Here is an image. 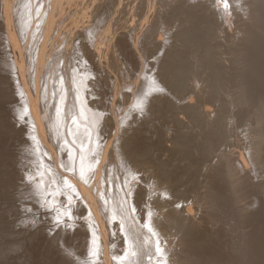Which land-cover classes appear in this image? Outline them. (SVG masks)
Listing matches in <instances>:
<instances>
[{
  "label": "rangeland",
  "instance_id": "374dc122",
  "mask_svg": "<svg viewBox=\"0 0 264 264\" xmlns=\"http://www.w3.org/2000/svg\"><path fill=\"white\" fill-rule=\"evenodd\" d=\"M229 1L230 0H0V264H104V255H102L101 247L96 243L98 242L97 239H94L93 232H95V223L93 222V215L97 216L98 222L101 223L104 233L109 241L111 237L115 238V241L121 244L120 242L123 238V233L121 232L122 225L120 220H118L119 218L114 219L113 217L112 220L108 221L109 213L100 205V203H102L100 200H104L105 196L107 198L109 194L112 195L115 191L117 193V190H119L118 193L121 192L119 193L120 195L123 194V190H127L133 182L134 184L136 183V185L138 184L137 188H139L135 191L139 198L138 204H132L133 206L131 205L128 209H126V206L122 207L119 205L122 209L120 207L116 209V211L120 213H118L119 215L122 214L121 217L124 216L123 214L127 216L129 215L128 217L126 216L128 220H131L133 217L132 213L135 211H141L145 215L149 212V214L152 215L154 212L152 210L155 209V206L160 200L167 202L170 200V203H173V205L176 200L175 205H177L178 210H180L179 213H182L181 211L185 212V210L190 207H196V211L199 210L198 208L201 209V204L204 199L202 192L205 188L203 182L204 176L201 175H204L206 170L212 165V162L209 164L208 161L213 159L212 161L214 162V160L219 157L218 155L221 154L220 152H222V144H220V128L218 129V127H220L218 121L221 119L219 118L221 117L219 115V103L222 92L220 90L224 88L223 86H225V81L227 80V83H229L226 84L228 85L227 90H230V92H236L238 96V91L236 90L238 88L233 81L235 75L233 76V74L230 73V70L235 74L236 54H238V52H243V50L247 53V50H249L248 45L250 44V40L247 35L248 30L246 29V31L244 27L248 28L250 26L251 15H253V12L256 14H264V0ZM217 3L221 5H218ZM229 3H233L232 6ZM8 11L10 13H8ZM232 11L234 12V15L237 13L236 15L240 18H237L236 15L234 16ZM19 13L23 14L20 15ZM226 14H228L229 17L231 16L235 21L229 19ZM241 17L243 18L242 22H239ZM247 19L249 21H247ZM227 20L229 21L227 22ZM151 24L153 28L155 25L159 26L158 29L163 34H161L162 36L160 38H162L161 40L163 43L166 42L165 45L161 44L160 46H157V44L151 41V38L148 39L151 36L153 29L150 28ZM227 24H229V26ZM230 27H232V29ZM241 27H243L244 31L247 33L242 32L243 28ZM227 28L229 29V33ZM239 31H241L242 34ZM87 32L89 35L86 34ZM235 32H239L238 34L239 36H242L241 38H243V36H248V38H237L238 34ZM13 36L15 39L12 38ZM12 39L16 40V42L18 41V44L16 43L14 46ZM245 39L249 40L248 42L246 41L248 43L247 48L245 45L246 43L244 44ZM68 40H72L75 43H71V41L69 44ZM236 41L239 43L235 44ZM78 42L81 43L79 44ZM240 43L242 48L245 46L242 50L240 49ZM73 44H76L78 47ZM82 44H84L83 47ZM16 45H18L17 48H15ZM55 45H67L65 51L62 52L64 53L62 63H65L66 59L67 61L70 59L72 61L74 59L72 62L75 61L73 64L78 69L73 67L71 61V63L66 61L65 64H70L69 66L70 68L71 66L73 67V71L77 70V76H80L83 79L85 78L84 80H86V78L88 79L89 82L86 81V88H89V90L87 89L86 92L90 91L88 94L92 93L90 95H92V97L94 95V98L87 94V96L90 97L87 101L90 100V104L94 106L96 110L99 109L98 112H96L97 115L100 113L98 116L99 119H95L94 121L91 117V113L90 115L87 114V109H85L82 105L83 103L80 102V100L82 101V96H80L82 93L78 94L79 91L77 90L76 92L74 91L73 94V101L78 100L77 103L75 101L76 104L73 105L76 109L73 107L72 113L75 115L72 113L68 115V107L65 106V102L62 100L64 99V95L61 84L63 83L66 74H69V71H71L72 68L70 70L69 66H64L61 63L63 65L62 67V65L59 64L60 60L59 58L57 59L59 56L56 57L55 50H58L59 48V50L62 51L64 50V47L58 46L56 48ZM89 45L92 46L90 47ZM68 46H70L72 50L74 48V50L70 52ZM80 46L81 49L83 48L82 50L80 49ZM77 48L79 53L76 51ZM84 48L86 50H84ZM91 50H98L97 58L98 62L101 64L100 68H97L96 63L92 62L94 61V56H92L94 51L91 53ZM66 51L68 53L70 52L72 56H70V53L65 55ZM82 51L86 52L81 54ZM53 53H55L54 57ZM76 54L80 57L76 56ZM49 56L53 59L56 57L54 59L55 61ZM68 56L71 58L69 57L68 59ZM21 57L23 61L21 60ZM39 57L40 59L45 58V62H48L49 59H51L49 62H58L56 64L57 69L55 67L53 69L54 73H58V77H56L55 80H52L53 83L48 78L50 80L49 82L46 77L47 75L50 76V74H54L53 72H48L51 66L48 67L45 65L48 68L47 70L45 66L42 67L40 64H37L36 61H38ZM79 59H81V61H79ZM159 59H161L163 63L160 62ZM167 60H170L171 63ZM153 61L154 63H152ZM244 61L245 63L247 62L245 65L249 66L248 59ZM167 62H169L170 65ZM158 63H160L161 66L158 65ZM163 64H165L164 67H162ZM37 66L40 68H37ZM81 67L82 69H79ZM169 67L171 69H169ZM41 68L46 69L47 72L46 70L42 71ZM163 68H165V71ZM66 69H69V71H65ZM148 69L155 75L148 71ZM162 70L165 72L164 74L162 73ZM177 70L180 71L176 73ZM148 72H150V74ZM172 72V75H174L173 77H177V79L172 78ZM183 72L185 73L182 74ZM157 73H159L158 76L156 75ZM178 73L181 74V77ZM62 74H64V78L62 77L63 79L60 77ZM167 74L171 75L169 77L172 80L169 79V77H167L168 79L164 78ZM224 74L225 76H223ZM228 75H230L229 78L225 79L224 77H228ZM152 76H154V79ZM147 77H150L151 79L149 78L148 81ZM159 77L162 79L159 80ZM221 77L222 79L224 78L223 80L225 83ZM231 77H233V80H231ZM51 78L53 79V77ZM66 78L65 81L69 82L68 77ZM220 79L223 83H221ZM176 80L177 82H175ZM217 80H220L221 85L218 84L219 81ZM228 80L230 82H228ZM45 81L48 83L46 84ZM55 81L57 85L55 84ZM161 81L162 84L160 85ZM167 81L171 84H168ZM172 81H174L175 84L177 83L178 86L175 85L174 82L172 83ZM87 82L89 87L87 86ZM195 83H197L196 86L199 83V86H197L198 88L196 87L197 89L195 88ZM66 84L69 87L70 83ZM90 84H92L91 87ZM148 84H151L150 86L152 90L148 88ZM233 84L234 86H232ZM41 85L45 90H49L45 91L44 89H41ZM49 85L52 86L49 87ZM156 85L161 88L156 87ZM144 86L145 88L147 87L148 92H146L147 90ZM163 86H165L167 90H165ZM176 86L178 89L177 91L174 89ZM219 86L221 89L218 88ZM54 87L55 90L53 89ZM167 87L170 88L168 89ZM37 88L39 90H37ZM133 88H136L137 90L140 88L141 95H138V93H140L139 90L137 91ZM153 89H156L159 93L155 92L156 90L154 91ZM35 90L39 94H36ZM41 90L48 93L49 95H47L49 97L51 95L52 101H57L55 103L52 102V109L54 107L56 111L52 110V113H46L47 110L45 111L44 107L46 106L47 109L48 100L46 101V99L49 97L46 95V99H43L45 93ZM160 90L163 91V94ZM150 91H154L156 94H151ZM169 91L172 94H170ZM41 92L44 93L42 98L40 96L42 95ZM193 92H196L195 94L199 99ZM52 93H56L57 96ZM132 93L133 95H131ZM219 93L220 96H217ZM59 94H62L63 97ZM144 94L145 96H148L143 98ZM134 95L139 98L137 99ZM157 95L160 97H157ZM26 96H29L28 99H26ZM34 96L38 97L34 99ZM140 97L143 99H140ZM155 97L159 98L160 103ZM79 98L81 99L79 100ZM37 99L38 102L41 103L39 106L44 107L36 109L38 107L37 102V107L34 106L33 108L32 106L33 110L31 109V111L29 109L31 108L29 103L33 105L34 100L37 101ZM40 99L45 100L44 102H46V105H43V101ZM146 99L149 100V102ZM238 99L239 97L236 98V102L233 97L234 106H236L237 103L240 104V99ZM60 100L63 103H61ZM134 100H136L135 104H133L134 102H131ZM59 101L60 103L58 104ZM136 102L140 103L141 106L140 104L137 106ZM146 102L147 106L145 107ZM25 103H28L29 106ZM156 103L160 105L158 106ZM55 104H57V106ZM134 105H136L135 110L133 107ZM241 106L242 105H240L239 108L236 106V110L234 111L235 114L237 112L236 115L239 117L233 114V111L230 110L231 104L228 109L229 111L226 109L227 113H229L228 115L226 113L227 119L230 120L231 116L233 117V119L231 118L230 120L231 125H233L232 129L235 128L233 133L236 132V129L237 131L242 129V131L239 130L237 134L235 133L236 135L233 136L234 140L231 141L232 143L229 142L232 147V153H237L236 150H238L237 148L240 146L239 144H244L247 139L245 136H249L248 134H251L250 131L252 132L254 129L252 125L254 118L250 116L249 109H246V107L241 108ZM77 107L80 110L82 108L83 111L86 110V115L84 112L80 114L82 110L80 111ZM157 107L158 110H156ZM159 107H162V109ZM59 108H62L63 110ZM240 108L243 111L245 110V115L242 113V110L240 113ZM41 109L45 113H43ZM132 110L133 112L129 114ZM164 110L166 111L164 112ZM38 111L42 112V114H38ZM33 112L35 113L34 116ZM51 114H53L54 117ZM58 114L60 117H58ZM240 114L243 115L241 116ZM35 115L38 117L40 115H47L43 118L48 120L46 121L47 123L51 121L50 124L54 121L52 123V126H54L52 127V134L45 130L44 133L47 134L46 137V135H43L42 133L39 134L37 130L36 132L35 130L33 131L34 128L32 129L31 127L37 129ZM82 115L88 116L86 120ZM127 116L128 118H126ZM245 116H247L246 118L248 121L250 120V123L247 120L243 121V119H246ZM66 117L67 119L65 121L64 118ZM56 118H59L58 120L60 121L58 122ZM77 118H80V121L82 122ZM89 118L90 120L92 118L91 121H93V127L96 131H93L92 129L93 127L91 126L93 124L91 121L89 120V122H87V119ZM216 118L219 119L217 124ZM69 119H71V122ZM55 121L58 122V125ZM83 121L85 122V125ZM96 121L97 123H95ZM116 121L119 123H116ZM241 121H243L242 123L244 126L241 124ZM29 122H32L33 124H31L33 126ZM68 124H70V126L67 127ZM86 124L91 126H87ZM116 124H118V126H116ZM245 124L250 126H246ZM60 126L64 128H61ZM65 126L69 129L65 130ZM47 127L48 126H46V128ZM125 128L128 130H124ZM217 129L219 132H217ZM70 130L72 132L74 131V133ZM122 130L124 132H121ZM244 130L248 134L245 135L246 132ZM240 131L242 133H240ZM90 132H95L93 134L91 133L94 140L92 139ZM126 133L127 135L130 134V136L128 135L129 138ZM35 134L36 136H34ZM49 134L53 136L51 137ZM125 137L127 142L124 139ZM239 137H241L243 141ZM36 138L42 139L37 140ZM116 138L118 139L116 140ZM44 139L46 142L43 141ZM113 140L116 141L113 142ZM218 140H220V142ZM38 141L42 144L40 143V145H38ZM92 141L95 142V145H93L94 142L92 143ZM239 141L242 142L240 143ZM73 142L75 145H72ZM109 142H111L110 149L114 151L112 155L113 157L108 161L109 167L106 165L110 170L103 167L102 170H100L105 162L104 151ZM235 142H237V144H235ZM79 143L80 147L78 145ZM114 143L116 144L114 145ZM43 144L45 146H43ZM85 145L88 147L86 148ZM90 145L93 147L89 148ZM121 145H125L124 148ZM73 146H75V148L78 147L76 151L73 149ZM84 147L87 152L91 149L89 153H87L88 155L86 154V151L83 150L85 149ZM77 150L80 151L78 152ZM50 152L52 155L49 154ZM127 152H130L132 157L129 156ZM53 154H55L56 160L54 159ZM84 155H86L87 158L89 157L88 161H86L87 165H85V160L87 159L83 161V157H86ZM125 155L127 156L124 157ZM120 156L121 158H118ZM75 158H77L80 165L83 163L84 165L81 167L77 160L74 161V163L73 160H75ZM56 161L58 164H56ZM112 161L114 162L113 165L111 164ZM118 161L119 163H117ZM135 161L136 166L133 163ZM132 163L134 164L133 166ZM55 164L58 169L56 172L53 169ZM130 164L135 169L132 168ZM116 165L120 166H117L116 168ZM127 166H129L130 169ZM139 166L141 168H139ZM80 169H83V171ZM127 169H129L128 172ZM133 169L135 171H133ZM78 171L81 172L79 173ZM122 171L124 174L129 173L131 177L128 176V174L124 175ZM57 172H59L60 176L62 175L61 178L63 176L65 177L62 179L57 177ZM133 174L135 175L133 176ZM140 174L142 175L140 176ZM87 175H90V177ZM67 177L69 181H66L68 182L64 181V178ZM129 177L133 182L131 180L128 187L126 181H130ZM134 177H140L138 181H143L144 183H137L138 178ZM123 178L125 180L123 184L127 189H123L124 186L123 184L121 185V181H123L121 179ZM147 181L150 184H148ZM152 185H154V187ZM260 185L258 183V187L256 185L254 188L258 189V191L253 189L254 191L251 190V194L252 196L254 194H258L257 196L259 197L262 196L264 202V196L262 195L264 193L262 191L264 190V186H262V184ZM108 190L111 192L113 191V193L111 194ZM154 190H158L157 192H160L161 194H158ZM101 191L105 194L104 197L102 196L103 198L101 197V195H103L101 194ZM163 191L166 194L169 193L166 195ZM108 192L109 194H107ZM173 192L177 196H175ZM116 193H114V195H118V193ZM157 194L160 197H157ZM169 194L172 196V199H170L171 197ZM161 196L165 198L162 200ZM167 196L169 199L166 198ZM154 197L156 198L155 201ZM250 203L251 200H248V204ZM173 205H171V208H173L172 211L178 212L177 207ZM152 206L154 208H152ZM175 208L177 211L174 210ZM116 211L114 212L117 213ZM126 217L124 216L123 218L127 219ZM119 248L122 249L119 246L114 249L115 255L120 254L118 256H121L120 251L118 252L117 250Z\"/></svg>",
  "mask_w": 264,
  "mask_h": 264
},
{
  "label": "bare ground",
  "instance_id": "6f19581e",
  "mask_svg": "<svg viewBox=\"0 0 264 264\" xmlns=\"http://www.w3.org/2000/svg\"><path fill=\"white\" fill-rule=\"evenodd\" d=\"M228 1V0H227ZM23 2V1H22ZM157 2V1H156ZM222 2V1H221ZM220 2V3H221ZM229 2H231V0L229 1ZM235 3V2H234ZM263 3H264V1H263ZM218 4V3H217ZM229 4H231V6H232V4L233 3H229ZM248 4V3H247ZM218 5H221V4H218ZM217 5V6H218ZM253 5V4H252ZM251 5V6H252ZM24 6V5H23ZM32 6V5H31ZM161 6V5H160ZM166 6V5H165ZM250 7V6H249ZM230 8V7H229ZM251 9V8H250ZM26 10V9H25ZM232 10V9H231ZM230 10V11H231ZM255 10V9H254ZM253 10V11H254ZM11 11V10H10ZM33 12V11H32ZM236 12V11H235ZM262 12V11H261ZM8 13H10L9 11H8ZM18 13V12H17ZM23 13H24V11H23ZM23 13H21V14H23ZM26 13V12H25ZM30 13V12H29ZM29 13H28V15H29ZM232 13H233V15H234V12L232 11ZM20 14V13H19ZM20 14V15H21ZM32 14V13H31ZM237 13H235V15H236ZM9 15V14H8ZM11 15V14H10ZM227 16H228V14H226ZM234 15V16H235ZM161 16V15H160ZM226 16V17H227ZM252 16V18L251 17H249V18H251V20H250V26H249V24H248V28H246V27H244L245 28V30L248 32H246V31H244V28L243 27H241V28H243L242 29V32H244V33H247V35L249 36V38H248V36H245L246 38H248L249 40H250V44L248 45V39H245V41L244 40H238V41H244V44L246 45V48H247V45L249 46V50H247V53H245V51L243 50V52H238V54H236L237 56H236V58H235V74L233 73V72H231V70H230V73H232L233 74V76L235 75V78H234V80H233V77H231L232 79L231 80H233L234 82H235V85H236V87L238 88V89H236L237 91H238V96H237V93L236 92H230V90L228 91L227 90V88H228V85H226V84H229V83H227V80L224 82V78L226 79V78H229V76L230 75H232V74H230V75H228V77H224L223 79H222V77L223 76H225V74L221 77V79L223 80V82L225 83V86H223L224 88L222 89V90H220V91H222L221 92V96H220V93H219V95H217V96H220V106H219V109H220V116L221 117H219V118H221L220 120L219 119H217L218 118V116H217V120H216V124L218 123V124H220V127H218V129L220 128V140H221V142H220V140H218L219 142H220V144H222L221 146H222V152H220L221 151V149H220V155H218L219 157L218 158H216V160H214V162L212 161L213 159H210L211 161H208L209 162V164H211V162H212V165H210V168L208 169V170H206V172H205V174L204 175H201V176H204L203 177V182H204V190H203V203L201 204V209L200 208H198L199 210L198 211H196L197 209H195V208H189V209H187V210H185V212H183V211H181L182 213H179V211L180 210H178V207H177V205H175L176 204V200H175V204L173 205V203L171 204L170 203V200H169V202H167V201H159V199H158V203H157V205H156V203H155V209L154 210H152V208H154L153 206H152V208H151V210L152 211H154L153 212V214L152 215H150L149 214V212L147 213L146 211H144V212H146L147 213V215H145L143 212H141V211H135V212H133L132 213V215H133V217L131 218V220H128V216L127 215H125V214H123L127 219H125V218H123L124 216H122L121 217V215H119L120 213L118 212V211H116V209H118V207H120L121 208V206L122 207H127L126 209H128V207H130L132 204H138V201H139V198H138V196L136 195V193H135V191H137L136 189H139V188H137V185H136V183L134 184V182H133V180H132V185L129 187L128 186V184H129V182H131V180H130V175H129V173H125L126 175L128 174V176H130L129 177V180L130 181H126V183H127V186L129 187L128 189L126 188V186L123 184L124 183V178L123 179H121V180H123V181H121V185L123 184V186H124V188L123 189H127V190H123V194H119V193H121V192H119L118 193V191L119 190H117V193H118V195H114V193H116V191L113 193V191H114V189H113V191L111 192L110 190H108V191H110L111 192V194L112 195H110L109 194V192L107 193V194H109V196L106 198V196L104 197V195L105 194H103L102 193V191H101V194H103V195H101V197L103 196L104 197V200L103 199H101L100 201L102 202V203H100V205L104 208V210L105 211H107L108 213H109V215H108V221L109 220H112V218L114 217V219L115 218H119L118 220H120V223H121V225H122V233H123V238H122V240H121V244H119V243H117L115 240V238H111L110 237V241H109V239H108V237L105 235V233H104V230H103V228H102V225H101V223L100 222H98V218H97V216L96 215H93V222L95 223L94 224V230H95V232H93V234H94V239L96 240L97 239V241L98 242H96V243H98L99 245H100V247H101V252H102V255H104V264H264V202H263V197L261 196V197H259V196H257L258 194H254L253 196H252V194H251V190H253L255 187H256V185H257V187H258V183H259V185L260 184H262V186H264V14H261V13H258V14H256V13H254L253 12V15H251ZM26 17V16H25ZM100 17V16H99ZM164 17V16H163ZM229 17V16H228ZM231 17V16H230ZM229 17V19H233L232 17L230 18ZM236 17L237 18H240L239 16H237L236 15ZM34 18V17H33ZM105 18V17H104ZM236 18V19H237ZM21 19V18H20ZM25 19V18H24ZM26 19H27V17H26ZM25 19V20H26ZM163 19V18H162ZM226 19H228V18H226ZM242 17H241V20L239 21V22H242ZM23 20V19H22ZM160 20H161V18H160ZM237 20H239V19H237ZM20 21V20H19ZM229 20H227V22H228ZM233 21H235L234 19H233ZM247 21H249L248 19H247ZM22 22V21H21ZM238 22V23H239ZM162 23V22H161ZM165 23V22H164ZM237 23V22H236ZM249 23V22H248ZM97 24V23H96ZM155 25V24H154ZM228 26H229V24H227ZM226 25V26H227ZM246 25H247V23H246ZM158 25H155V27L153 28V26H152V24H151V27L150 28H153L152 29V32H151V36L148 38V39H150L151 38V41H153L155 44H157V46H160L161 44H164L165 45V43L166 42H162V38H160L163 34L161 33V31H159V29H158ZM162 28V27H161ZM229 28V27H228ZM227 28V31H228V33H229V29ZM231 29H232V27H230ZM234 28H236V27H234ZM88 29V28H87ZM163 29V28H162ZM231 29H230V31H231ZM9 30V29H8ZM92 30V29H91ZM240 30V29H239ZM151 31V30H150ZM149 31V32H150ZM11 32V31H10ZM10 32H8L9 34H11ZM232 32V31H231ZM230 32V33H231ZM233 32H234V30H233ZM239 32H241V31H239ZM238 32V33H239ZM242 32H241V34H242ZM13 33H14V31H13ZM81 33H83V32H81ZM90 33V32H89ZM166 33V32H165ZM227 33V34H228ZM235 33H237V32H235ZM237 33V34H238ZM16 34V33H15ZM87 35H89L88 34V32L86 33ZM92 34V33H91ZM162 34V35H161ZM240 34V35H241ZM12 35V34H11ZM14 35V34H13ZM94 35V34H93ZM150 35V34H149ZM233 35H234V33H233ZM244 35V34H243ZM10 36V35H9ZM16 36V35H15ZM81 36V35H80ZM235 36H236V34H235ZM234 36V37H235ZM238 36V37H237ZM236 37L237 38H239L240 37V39H243V38H245L244 36H243V38H241L242 36H239V34L237 35ZM11 37V36H10ZM88 37V36H87ZM93 37V36H92ZM233 37V38H234ZM235 37V38H236ZM12 38H14L15 39V37L13 36ZM96 38V37H95ZM62 39V38H61ZM69 39V38H68ZM9 40H10V38H9ZM13 40V39H12ZM167 40V39H166ZM72 41V40H71ZM71 41H69L68 40V42H69V44H70V42ZM91 41V40H90ZM138 41V40H137ZM149 41V40H148ZM235 41V40H234ZM233 41V42H234ZM238 41H236V43L235 44H237V43H239ZM247 41V42H246ZM15 42V43H14ZM18 42V41H17ZM16 42V40H13V45L15 46V44L17 43ZM66 42H67V40H66ZM77 42V41H76ZM82 42H85V41H82ZM93 42V41H92ZM133 42V41H132ZM71 43H75V42H71ZM79 43V42H78ZM77 43V44H78ZM81 43V42H80ZM79 43V44H80ZM88 43V42H87ZM137 43V42H136ZM152 43V42H151ZM154 43H153V45H154ZM242 43V42H241ZM241 43L239 44V45H241ZM18 44V43H17ZM60 44H62V43H60ZM68 44V45H69ZM78 44V45H79ZM146 44H147V41H146ZM234 44V45H235ZM244 44H243V46H244ZM57 45V44H56ZM55 45V46H56ZM63 45H64V43H63ZM63 45H60V46H63ZM73 45H76V44H73ZM88 45V44H87ZM136 45V44H135ZM17 46L18 45H16V47L15 48H17ZM59 46V45H58ZM58 46H56V48L58 47ZM59 46V47H60ZM67 46V45H66ZM66 46H63L62 48L64 49V50H59V48H58V50H55V52H56V57L57 56H59V57H57V59L59 58V64L60 65H67V66H69L70 64H68L70 61H71V59L69 60V61H67V59L65 60V63H66V61L68 62L67 64H65L64 62L62 63V61H63V57H64V53H62L63 51H65V49H66ZM77 46V45H76ZM76 46H75V48H76ZM84 46V44H82V47ZM90 46V45H89ZM88 46V47H89ZM92 46V45H91ZM90 46V47H91ZM155 46V45H154ZM69 48H70V52L71 51H73L74 50V48H73V50L71 49V47H72V44H71V47L70 46H68ZM74 47V46H73ZM78 47V46H77ZM133 47H135V46H133ZM137 47V46H136ZM145 47V46H144ZM245 47V46H244ZM243 47V48H244ZM55 48V49H56ZM61 48V49H62ZM85 48H86V46H85ZM84 48V50H86ZM242 48V45H241V50L243 49ZM246 48H245V50H246ZM52 49V48H51ZM80 49H81V46H80ZM83 49V48H82ZM81 49V50H82ZM88 49H90V48H88ZM87 49V50H88ZM135 49H138V48H135ZM240 49H238V50H240ZM17 50V49H16ZM67 50H68V48H67ZM76 51H78V48L76 49ZM92 51H94L93 53V55L92 56H94V61H92V62H94V63H96V65H97V68H100V66H101V64L98 62V58H97V55H98V50H91V53H92ZM143 51V50H142ZM69 52V53H70ZM84 52H86V51H84ZM83 51L81 52V54L82 53H84ZM68 52L66 51V53H65V55L67 54ZM68 53V54H69ZM74 53V52H73ZM77 53V52H76ZM78 53H79V51H78ZM77 53V54H78ZM136 53H139V52H136ZM205 53V52H204ZM54 55H53V57L55 56V53H53ZM76 54V56H79V55H77ZM74 55V54H73ZM85 55V54H84ZM84 55H83V57H84ZM91 55V54H90ZM48 56V55H47ZM70 56H72L71 55V53H70ZM70 56H68L67 58L69 59V57ZM76 56H74V57H76ZM89 56V55H88ZM206 56V55H205ZM235 56V55H234ZM22 57H23V55H22ZM22 57H21V60H22ZM50 57V56H49ZM55 57V58H56ZM80 57V56H79ZM78 57V58H79ZM91 57V56H90ZM162 57V56H161ZM208 57V56H207ZM248 57V58H247ZM24 58V57H23ZM51 59H53L52 57H50ZM54 58V59H55ZM71 58V57H70ZM78 58H76V59H78ZM92 58V57H91ZM248 59V61H249V66H247V65H245L246 63H245V61L244 60H247ZM51 59H49V61H51ZM53 59V60H54ZM75 59V60H76ZM166 59V58H165ZM48 60V59H47ZM74 60V59H73ZM72 60V61H73ZM85 60H86V58H85ZM88 60H90V59H88ZM160 60V62H162V60L161 59H159ZM158 60V61H159ZM23 61V60H22ZM22 61H21V63H22ZM45 62V58L44 59H40V57L38 58V61H36L37 62V64H40L42 67H44L45 65H47L48 67H50V69L48 70V68H47V66H45V68H47V70H48V72L49 73H54V71H53V69H54V67L56 68V64L58 63L57 61V63H54L53 61L52 62ZM55 61V60H54ZM71 61V62H72ZM79 61H81V59H79ZM166 61V60H165ZM164 61V62H165ZM167 61H170V60H167ZM70 62V63H71ZM75 62V61H74ZM74 62H72V65H73V67H75V65L73 64ZM141 62H143V61H141ZM20 63V62H19ZM47 63H50V64H47ZM62 63V64H61ZM77 63V62H76ZM75 63V64H76ZM94 63H92L93 65H95ZM140 63V62H139ZM152 63H154V61L152 62ZM151 63V64H152ZM163 63V62H162ZM161 63V64H162ZM168 64H169V62H167ZM166 63V64H167ZM170 63H171V61H170ZM141 64H144V63H141ZM157 64V63H156ZM200 64V63H199ZM21 65V64H20ZM39 65V66H40ZM63 65H62V67H63ZM148 65H149V63H148ZM153 65V64H152ZM158 65H160V63H158ZM170 65V64H169ZM39 66H37V68L39 67ZM58 66V65H57ZM66 66V67H67ZM81 66H82V64H81ZM141 66V65H140ZM144 66V65H143ZM156 66V65H155ZM161 66V65H160ZM165 66V64H163V66L162 67H164ZM167 66V65H166ZM16 67V66H15ZM61 67V66H60ZM73 67L71 66V68H72V70H71V68H70V66H69V68H70V70L71 71H69V69H66L65 71H69L70 73L69 74H66V76H65V78L66 77H68V81L69 82H66L67 81V78H66V81H65V78L63 77V75L64 74H62L60 77L63 79V83L61 84V86L63 87V95H64V97L62 96V94L60 95V96H62L64 99H62L65 103V106H67L68 108V112H69V114L68 115H70V113H72V110H73V105H75L76 103H77V101H76V103H75V101H73L74 99H73V94H74V91L76 92V90L77 91H79L78 92V94H80V93H82V94H80V96H82L81 98H82V101L80 100L81 98H79V100H80V102H82L81 104L84 106V108L85 109H87V114H89L90 115V113H91V117L93 118V120L95 121V119H99V114L100 113H98V115L96 114V112H98V110H96L95 109V107L94 106H92L91 104H90V100L89 101H87V99L88 98H90V97H92V95H90V94H92V93H90V94H88L89 92H86L87 91V89L89 90V88H86V81H88V79L86 78V80H84L82 77H80V76H77V74H78V72H77V70H74L73 71ZM79 67H80V65H79ZM94 67H96V66H94ZM157 67H159V66H157ZM40 68V67H39ZM68 68V67H67ZM75 68H77V67H75ZM74 68V69H75ZM153 68V67H152ZM152 68H151V70H152ZM42 69V71H44V70H46V69H44V68H41ZM57 69V68H56ZM59 69V68H58ZM63 69V68H62ZM78 69V68H77ZM79 69H82V67L81 68H79ZM85 69V68H84ZM90 69V68H89ZM140 69H142V68H140ZM144 69V68H143ZM160 69H161V67H160ZM165 68H163V70H164ZM168 69V68H167ZM169 69H171L170 67H169ZM175 69H177V68H175ZM232 69V68H231ZM47 70H46V72H47ZM145 70V69H144ZM147 70V69H146ZM163 70H162V73L164 74L165 72H163ZM233 70V69H232ZM40 71V70H39ZM61 71V70H60ZM78 71H80V70H78ZM88 71V70H87ZM148 71H150L149 69H148ZM154 71V70H153ZM159 71V70H158ZM165 71V70H164ZM167 71H169V70H167ZM178 71H180V70H177L176 71V73L178 72ZM145 72H147V71H145ZM152 74H153V72L152 71H150ZM150 72H148L149 74H150ZM155 72V71H154ZM175 72V71H174ZM45 73V72H44ZM48 73V74H49ZM147 73V74H148ZM156 73V72H155ZM168 73V72H167ZM185 72H183L182 74H184ZM57 72H55L54 74H50V76L49 75H47L46 77H47V79L49 78L51 81L52 80H55L56 79V77H58L57 76ZM148 74V75H149ZM158 74L159 73H157L156 75L158 76ZM162 74V75H163ZM170 74V73H169ZM169 74H167V75H165L166 77H164V78H167V77H169V76H171L172 74H173V72L171 73V75H169ZM178 74H180V73H178ZM190 74V73H189ZM227 74V73H226ZM228 74H229V72H228ZM83 75V74H82ZM153 75H155V74H153ZM176 75V74H175ZM188 75V74H187ZM49 76V77H48ZM174 75H172V78H176L177 79V77H173ZM178 76V75H177ZM185 76V75H184ZM51 77H53V79L51 78ZM79 77V78H78ZM84 77V76H83ZM87 77V76H86ZM180 77H181V74H180ZM144 78H145V76H144ZM148 78V81H149V78L150 77H147ZM147 78H146V80H147ZM152 78L154 79V76H152ZM157 78V77H156ZM48 79V81L50 82V80ZM151 79V78H150ZM160 79H162V78H160L159 77V80ZM168 79V78H167ZM169 79H171L170 77H169ZM180 79V78H179ZM193 79V78H192ZM220 79V80H221ZM46 80V79H45ZM172 80V79H171ZM184 80V79H183ZM186 80V79H185ZM198 80H200V79H198ZM220 80H217V81H219V83L218 84H220ZM222 80H221V83H223L222 82ZM57 81V80H56ZM56 81H55V84H56ZM59 81V80H58ZM143 81H144V79H143ZM150 81H152V80H150ZM156 81H157V79H156ZM163 81V80H162ZM162 81H161V83H160V85L162 84ZM165 81H166V79H165ZM179 81V80H178ZM89 82V81H88ZM88 82H87V86H88ZM168 82V81H167ZM166 82V83H167ZM174 81H172V83H173ZM175 82H177V80L175 81ZM175 82H174V84H175ZM186 82V81H185ZM196 82V81H195ZM200 82V81H199ZM228 82H230L229 80H228ZM45 83L47 84L48 82L47 81H45ZM52 83H53V81H52ZM66 83H70V85H69V87L67 86V84ZM165 83V82H164ZM170 82H168V84H169ZM182 83V82H181ZM187 83V82H186ZM203 83V82H202ZM231 83H232V81H231ZM51 84V83H50ZM132 84V83H131ZM138 84V83H137ZM158 84H159V81H158ZM157 84V85H158ZM171 84V83H170ZM174 84H172V85H174ZM183 84V83H182ZM194 84V83H193ZM196 84L197 83H195V88L197 87V86H199V83H198V85L196 86ZM216 84V83H215ZM214 84V85H215ZM57 85V84H56ZM91 85L92 84H90V87H91ZM136 85V84H135ZM139 85V84H138ZM143 85V84H142ZM145 85V84H144ZM149 85V84H148ZM151 85V84H150ZM149 85V87L148 88H150V90H152L151 89V86ZM152 85H153V83H152ZM156 85V87H158ZM175 85H177V83L175 84ZM221 85V84H220ZM50 86H52V85H49V87ZM54 86V85H53ZM134 86V85H133ZM132 86V87H133ZM141 86V85H140ZM146 86H147V83H146ZM178 86V85H177ZM177 86H176V88H174V89H176V91L178 90L177 89ZM181 86V85H180ZM194 86V85H193ZM192 86V87H193ZM232 86H234V84L232 85ZM43 86L41 85V89H44V87L42 88ZM45 87H46V85H45ZM61 87V88H62ZM89 87V86H88ZM135 87V86H134ZM142 87V86H141ZM140 87V88H141ZM155 87V88H156ZM160 87V86H159ZM158 87V88H159ZM164 87V89L165 90H167L166 88H165V86H163ZM162 87V88H163ZM40 88V87H39ZM47 88H48V86H47ZM59 88V87H58ZM131 88V87H130ZM130 88H128V89H130ZM140 88L138 89L139 91H140ZM144 88H145V86H144ZM161 88V87H160ZM168 89L170 88V87H167ZM198 88V87H197ZM196 88V89H197ZM211 88V87H210ZM219 89H221L220 88V86L218 87ZM231 88V87H230ZM52 89V88H51ZM54 90H55V87L53 88ZM60 89V88H59ZM86 89V90H85ZM134 89V88H133ZM146 90H147V87L145 88ZM145 89H144V91H145ZM199 89H200V87H199ZM217 89V88H216ZM219 89H218V92H219ZM234 89V88H233ZM37 90H39L38 88H37ZM45 90V89H44ZM47 90H49V89H46L45 91H47ZM134 90H137L136 88L134 89ZM137 90V91H138ZM154 90V89H153ZM156 90V89H155ZM154 90V91H155ZM173 90V89H172ZM171 90V91H172ZM201 90V89H200ZM36 91V90H35ZM41 91H43V90H41ZM45 91H43L44 93H45ZM81 91V92H80ZM130 91V90H129ZM154 91H150L151 92V94H153L154 93ZM162 90H160V92H161ZM190 91V90H189ZM202 91V90H201ZM231 91H233V90H231ZM234 91H235V89H234ZM15 92V91H14ZM56 92V91H55ZM91 92H92V90H91ZM133 92V91H132ZM143 92V91H142ZM146 92H148V90L146 91ZM149 92V93H150ZM155 92H157V90L155 91ZM165 92H167V91H165ZM170 92V91H169ZM173 92H175V91H173ZM210 92V91H209ZM214 92V91H213ZM31 93V92H30ZM36 94L38 93L37 91L35 92ZM34 93V94H35ZM44 93H42L41 92V94L42 95H40L41 96V98L43 97V94ZM51 93V92H50ZM138 93V92H137ZM136 93V94H137ZM145 93V92H144ZM148 93V94H149ZM157 93H159V92H157ZM162 94H163V91L161 92ZM160 93V94H161ZM194 93V92H193ZM196 93V92H195ZM194 93V94H195ZM199 93V92H198ZM197 93V94H198ZM236 93V94H235ZM19 94V93H18ZM34 94H30V95H34ZM39 94V93H38ZM48 93H45V95H44V98L43 99H46L45 97H46V95H47ZM53 94V93H52ZM55 94V96H57V94L56 93H54ZM53 94V95H54ZM87 94H88V96L90 95V97H88L87 96ZM95 94V93H94ZM135 94V93H134ZM141 95V91H140V93H138V95ZM143 94V93H142ZM147 94V93H146ZM154 94H156V93H154ZM159 94V95H160ZM170 94H172L171 92H170ZM200 94H201V92H200ZM49 95V94H48ZM47 95V97H49ZM131 95H133V93L131 94ZM159 95H157V97L159 96ZM196 95V94H195ZM212 95H214V94H212ZM135 96V95H134ZM146 96H148V95H146ZM145 96V94H144V96H143V98L144 97H146ZM152 96V95H151ZM162 96H164V95H162ZM27 97V96H26ZM29 97V96H28ZM28 97L26 98V99H28ZM35 97V96H34ZM36 97H38V96H36ZM36 97L34 98V99H36ZM54 97V96H53ZM131 97H133V96H131ZM136 97V96H135ZM160 97V96H159ZM195 97V96H194ZM196 97L199 99V97L196 95ZM233 97H234V99L236 100V98H238L239 97V102H240V104H238L237 103V108H239V106L240 105H242L241 106V108H245L246 107V109H249L248 111H249V114H250V116L252 117V118H254V120H253V128L255 129H253L252 130V132L250 131V133L251 134H248L245 130V135L246 134H248L249 136H245L247 139H246V141L244 142V144H239L240 146H238V150H236L237 151V153H235V152H233L232 153V147L230 146V143L229 142H231L232 140H234L233 139V136L234 135H236L237 134V132H239V130H241L242 131V129H239L238 131H237V129L235 130L236 132V134L235 133H233L234 132V129L235 128H233L232 129V126L233 125H231V122H230V120H231V118L233 119V117L231 116V118H230V116H229V118H230V120H228L227 119V116H226V113H227V110L229 109V107H230V104H231V111H233L232 113L233 114H235L234 113V111L236 110L235 109V107L236 106H234V100H233ZM50 98V99H49ZM48 99H46V101H47V103H48V105H47V109H46V106L44 107V106H39L41 103H39L38 102V99H37V101L36 100H34V103H33V105H31V103H29V105L31 106V108H29L30 110L32 109V106H33V108H34V106H36V104H37V102H38V107L36 108V109H40V107L42 108V107H44L45 109V111L47 110V112L46 113H52L53 111L52 110H54V111H56L55 109H54V107H53V109H52V102L53 103H55V102H57V101H52V98H51V95H50V97H49ZM58 98V97H57ZM92 98H94V95H93V97ZM137 99L139 98L138 96L136 97ZM135 98V99H136ZM142 97H140V99H141ZM142 98V99H143ZM218 98V97H217ZM43 99H40V100H42L43 101V105L46 103V102H44L45 100H43ZM61 99V98H60ZM140 99H139V101H140ZM151 99V98H150ZM155 99L159 102V98H156L155 97ZM203 99V98H202ZM17 100V99H16ZM33 100V99H32ZM55 100V99H54ZM58 100V99H57ZM147 100V99H146ZM215 100V99H214ZM61 101V100H60ZM60 101L58 102V104L60 103ZM93 101V100H92ZM91 101V102H92ZM95 101V100H94ZM135 101L136 100H134V101H131V102H134L133 104H135ZM138 101V100H137ZM138 101V102H139ZM143 101V100H142ZM148 102H149V100H147ZM162 101V100H161ZM166 101V100H165ZM195 101H197V100H195ZM27 102V101H26ZM29 102V101H28ZM31 102V101H30ZM41 102V101H40ZM80 102H79V104H80ZM144 102V101H143ZM192 102V101H191ZM219 102V101H218ZM233 102V103H232ZM236 102H237V100H236ZM51 103V104H50ZM61 103H63L62 101H61ZM142 103V102H141ZM160 103V102H159ZM163 103H164V101H163ZM166 103V102H165ZM196 103V102H195ZM25 104H27L28 105V103H25ZM97 104V103H96ZM132 104V103H131ZM132 104V105H133ZM138 104H140V103H137L136 102V105L138 106ZM155 104V103H154ZM157 105H158V103H156ZM219 104H217V105H219ZM233 104V105H232ZM28 105V106H29ZM46 105V104H45ZM56 106H57V104H55ZM54 105V106H55ZM93 105H95V104H93ZM132 105H131V107H132ZM136 105H134L133 107H134V110H135V106ZM144 105V104H143ZM142 105V106H143ZM160 105V104H159ZM158 105V106H159ZM161 105H162V103H161ZM80 106V105H79ZM82 106V107H83ZM140 106H141V104H140ZM147 106V102L145 103V107ZM208 106V105H207ZM244 106V107H243ZM63 107V106H62ZM81 107V106H80ZM144 107V108H145ZM152 107V106H151ZM155 107V106H154ZM166 107V106H165ZM25 108H26V106H25ZM78 108V107H77ZM140 108V107H139ZM149 108V107H148ZM160 108V107H159ZM240 108V113H241V109ZM28 109V110H29ZM59 109H62V108H59ZM74 109H76L75 107H74ZM79 109V108H78ZM83 109V108H82ZM81 109V110H82ZM84 109V110H85ZM132 109V108H131ZM160 109H162V107L160 108ZM160 109H159V111H160ZM206 109H209V108H206ZM211 109V108H210ZM213 109H215V108H213ZM217 109V108H216ZM227 109V110H226ZM23 110V109H22ZM27 110V109H26ZM29 110V112L31 113V111L33 110H31L30 111ZM42 110V109H41ZM63 110V109H62ZM61 110V111H62ZM80 110V109H79ZM80 110V111H81ZM156 110H158V107H157V109ZM155 110V111H156ZM65 111V110H64ZM86 111V110H85ZM85 111H81V113L80 114H82V112H84L85 113ZM89 111V112H88ZM100 111H101V109H100ZM158 111V112H159ZM166 110H164V112H165ZM200 111V110H199ZM229 111V110H228ZM238 111V110H237ZM245 111V110H244ZM244 111L242 110V113L244 114ZM35 112V111H34ZM33 112V116H34V113ZM36 112H37V110H36ZM39 112V111H38ZM42 112H43V110H42ZM42 112H39L38 114H42ZM66 112V111H65ZM67 112V113H68ZM74 112L76 113V111L74 110ZM79 112V111H78ZM131 112H133V110L132 111H130V113L129 114H131ZM157 112V111H156ZM156 112H155V115H156ZM217 112H218V110H217ZM43 113H45V112H43ZM58 113H59V110H58ZM83 113V114H84ZM151 113V112H150ZM199 113V112H198ZM204 113V112H203ZM206 113V112H205ZM246 113V112H245ZM65 114V113H64ZM73 114V113H72ZM79 114V113H78ZM126 114H127V112H126ZM140 114V113H139ZM229 113H227V115H228ZM236 114H237V112H236ZM235 114V115H236ZM239 114V113H238ZM243 114H240L241 116L243 115ZM30 115H32V114H30ZM51 115H53V114H51ZM60 115H61V113H60ZM67 115V114H66ZM65 115V116H66ZM73 115H75V114H73ZM85 115H86V113H85ZM125 115V114H124ZM141 115V114H140ZM154 115V116H155ZM196 115H198V114H196ZM206 115H207V113H206ZM245 115V114H244ZM247 115V114H246ZM36 116V115H35ZM45 116H47V115H45ZM45 116H42V115H40L39 117L38 116H36V118L35 117H33V118H35L36 119V121H35V119H34V121L36 122V124H37V129H35V127H31L32 129H33V131L35 130V132H36V130L38 131V133L39 134H43V135H46V137H47V134H45L44 132H45V130H46V132H50V134H52V127H54V126H52V123L54 122V121H52V123L50 124V122H46V121H48V120H45L44 118H45ZM79 116V115H78ZM82 116H84V115H82ZM162 116V115H161ZM212 116V115H211ZM237 116V115H236ZM240 116V118L242 119V117ZM44 117V118H43ZM53 117H54V115H53ZM57 117V116H56ZM58 117H60L59 116V114H58ZM69 117V116H68ZM85 117V120H86V118L88 117V116H84ZM125 117V116H124ZM130 117V116H129ZM159 117V116H158ZM213 117V116H212ZM237 117H239V116H237ZM247 116H245V118H246ZM23 118V117H22ZM30 118H32V117H30ZM29 118V119H30ZM72 118V117H71ZM92 118H91V120H92ZM126 118H128V116L126 117ZM145 118V117H144ZM248 118H249V116H248ZM48 119V118H47ZM57 119V118H56ZM59 119V118H58ZM57 119V120H58ZM65 119V121H66V119H67V117L66 118H64ZM64 119H62V120H64ZM79 121L82 119V117H81V119L80 118H77ZM120 119V118H119ZM211 119V118H210ZM235 119H237V118H235ZM17 120V119H16ZM20 120V119H19ZM84 120V119H83ZM88 121L87 122H89V120H90V118L89 119H87ZM90 120V121H91ZM100 120H101V118H100ZM99 120V121H100ZM116 120V119H115ZM126 120V119H125ZM124 120V121H125ZM219 120V121H218ZM238 120H240V119H238ZM247 120V118L244 120L243 119V121H246ZM252 120V119H251ZM30 121V120H29ZM31 121H32V119H31ZM60 120H58V122H59ZM69 121L71 122V119H69ZM68 121V122H69ZM134 121V120H133ZM139 121V120H138ZM207 121V120H206ZM218 121V122H217ZM243 121H241V124L243 125ZM248 121V120H247ZM250 121V120H249ZM248 121V122H249ZM56 122V121H55ZM58 122H56V124L58 125ZM63 122V121H62ZM69 122V123H70ZM78 122V121H77ZM80 122H82V121H80ZM84 122V121H83ZM93 121H91V123H92ZM118 121H116V123H117ZM120 122H122V121H120ZM221 122V123H220ZM30 124L32 123V122H29ZM90 123V124H91ZM95 123H97V121L95 122ZM119 123V122H118ZM124 123V122H123ZM126 123V122H125ZM237 123V122H236ZM238 123H239V121H238ZM250 123V122H249ZM19 124V123H18ZM29 124V125H30ZM33 124V123H32ZM31 124V125H32ZM47 124H49V125H47ZM60 124V123H59ZM63 124V123H62ZM81 124H83V123H81ZM87 124H89V123H87ZM86 124V125H87ZM93 124V123H92ZM30 125V126H31ZM53 125H55V124H53ZM56 125V126H57ZM84 125H85V122H84ZM123 125V124H122ZM134 125V124H133ZM246 125V124H245ZM248 125V124H247ZM246 125V126H247ZM33 126V125H32ZM35 126V125H34ZM46 126H48L47 128H46ZM64 126V125H63ZM68 126H70V124H68L67 125V127ZM81 126H83V125H81ZM87 126H91V125H87ZM94 126V124L91 126V127H93ZM95 126H96V124H95ZM116 126H118V124H116ZM124 126V125H123ZM128 126V125H127ZM219 126V125H218ZM244 126V125H243ZM248 126H250V125H248ZM61 127V126H60ZM67 127L65 126V130L67 129ZM74 127V126H73ZM126 127V126H125ZM129 127V126H128ZM235 127V126H234ZM61 128H64V127H61ZM60 128V129H61ZM77 128V127H76ZM120 128V127H119ZM130 128V127H129ZM146 128V127H145ZM237 128V127H236ZM249 128V127H248ZM69 129V128H68ZM67 129V130H68ZM91 129V128H90ZM93 129V131H96V130H94V127L92 128ZM123 129V128H122ZM127 128H125L124 130H126ZM200 129V128H199ZM218 129H217V132H219L218 131ZM63 130V129H62ZM62 130H61V132H62ZM118 130H120V129H118ZM128 130V129H127ZM29 131V130H28ZM71 131V130H70ZM90 131H92V130H90ZM216 131V130H215ZM240 131V133H242ZM249 131V130H248ZM69 132V131H68ZM72 132V131H71ZM119 132V131H118ZM121 132H124L123 130L121 131ZM128 132V131H127ZM216 132V133H217ZM22 133V132H21ZM38 133H36V134H38ZM64 133V132H63ZM72 133H74V131L72 132ZM92 132H90V135H92L93 133H95V132H93L92 134H91ZM135 133V132H134ZM26 134V133H25ZM29 134H30V132H29ZM36 134L34 135V136H36ZM49 134V135H50ZM53 134H55V133H53ZM65 134V133H64ZM69 134V133H68ZM121 134V133H120ZM123 134V133H122ZM218 134V133H217ZM239 134V133H238ZM126 135H127V133H126ZM129 136H130V134H128ZM128 135H127V137H128ZM39 136V135H38ZM37 136V137H38ZM51 137L53 136V135H50ZM63 136V135H62ZM72 136V135H71ZM78 136V135H77ZM123 136H125V135H123ZM46 137H45V139H46ZM67 137V136H66ZM68 137H70V136H68ZM235 137H238V136H235ZM234 137V138H235ZM55 138V137H54ZM71 138V137H70ZM76 138V137H75ZM79 138V137H78ZM83 138V137H82ZM89 138V137H88ZM119 138V137H118ZM118 138H116V140L118 139ZM121 138V137H120ZM129 138V137H128ZM239 138H241V137H239ZM35 139V138H34ZM37 140L38 139H42V138H36ZM45 139L43 140V141H45ZM64 139H65V137H64ZM92 139L94 140V138H93V135H92ZM125 139V141L127 142V140H126V137L124 138ZM238 139V138H237ZM242 139V138H241ZM240 139V140H241ZM30 140V139H29ZM50 140V139H49ZM56 140V139H55ZM54 140V141H55ZM70 140V139H69ZM73 140V139H72ZM89 140V139H88ZM87 140V141H88ZM115 140V141H116ZM122 140V139H121ZM134 140V139H133ZM191 140V139H190ZM42 141V142H43ZM74 141V140H73ZM90 141H91V138H90ZM114 140H113V142H115ZM120 141V140H119ZM124 141V142H125ZM136 141V140H135ZM242 141H243V139H242ZM241 141V142H242ZM36 142V141H35ZM46 142V141H45ZM70 142H71V140H70ZM69 142V143H70ZM75 142V141H74ZM74 142H73V144L72 145H75L74 144ZM89 142V141H88ZM94 141H92V143H93ZM112 142V143H113ZM185 142V141H184ZM218 142V143H219ZM234 142V141H233ZM240 142V141H239ZM240 142V143H241ZM38 143H39V141H38ZM41 143V142H40ZM40 143L38 144V145H40ZM44 143V142H43ZM67 143V142H66ZM68 143V144H69ZM98 143V142H97ZM96 143V144H97ZM118 143V142H117ZM188 143H189V141H188ZM232 143V142H231ZM42 144V143H41ZM46 144V143H45ZM86 144V143H85ZM91 144V143H90ZM116 143H114V145H115ZM120 144H121V142H120ZM191 144V143H190ZM219 144V145H220ZM235 144H237V142H235ZM48 145V144H47ZM79 145V147H80V143L78 144ZM93 145H95V142H94V144ZM111 145V142H109L108 144H107V146H106V149H105V151H104V164H103V166H101V168H100V170H102V167L103 168H108L109 167V164H108V161L113 157L112 155H113V153H114V151L113 150H111L110 149V146ZM113 145V144H112ZM113 145V146H114ZM126 145H127V143H126ZM43 146H45L44 144H43ZM43 146H41V147H43ZM56 146V145H55ZM105 146V145H104ZM118 146V145H117ZM123 148H124V146L123 145H121ZM130 146V145H129ZM221 146H219V147H221ZM49 147V146H48ZM47 147V148H48ZM74 148L73 149H75V151H76V149L78 148H75V146H73ZM85 147H86V145H85ZM84 147V148H85ZM88 147V146H87ZM86 147V148H87ZM90 147H93L92 145H90L89 146V148ZM115 147V146H114ZM47 148H45V149H47ZM86 148L85 149H83V150H85L86 151ZM120 148V147H119ZM122 148V149H123ZM127 148V147H126ZM126 148H125V150H126ZM57 149H59V148H57ZM72 149V150H73ZM170 149V148H169ZM234 149V148H233ZM41 150V149H40ZM51 150V149H50ZM52 150H53V148H52ZM52 150H51V152H52ZM82 150V149H81ZM88 150V149H87ZM91 149H89L88 150V152L86 151V154L87 153H89V151H90ZM117 150V149H116ZM128 150V149H127ZM184 150V149H183ZM241 150V151H240ZM44 151H46V150H44ZM54 151V150H53ZM58 151V150H57ZM64 151V150H63ZM78 152L80 151V150H77ZM118 151H119V149H118ZM234 151V150H233ZM46 152H48V151H46ZM51 152L49 153V154H51ZM82 152V151H81ZM124 152V151H123ZM43 153V152H42ZM54 153V152H53ZM58 153V152H57ZM83 153H85V152H83ZM120 153V152H119ZM128 153V152H127ZM63 154V153H62ZM61 154V155H62ZM81 154V153H80ZM118 154V153H117ZM121 154V153H120ZM126 154V153H125ZM129 154V156H131L130 154V152L128 153ZM52 155V154H51ZM54 155V159H55V154H53ZM88 155V154H87ZM124 155V154H123ZM123 155H122V157H123ZM77 156V155H76ZM81 156V155H80ZM83 156V155H82ZM84 156H86V155H84ZM117 156V155H116ZM127 155H125L124 157H126ZM62 157H63V155H62ZM74 157V156H73ZM79 157V156H78ZM77 157V158H78ZM132 157V156H131ZM60 158V157H59ZM77 158H75V160H73V162L74 161H76L77 160ZM84 159H83V161L85 160V159H87V160H85V165H87V163H86V161H88V158H87V156L86 157H83ZM115 158V157H114ZM117 158V157H116ZM118 158H121V156L120 157H118ZM74 159V158H73ZM78 159H80V160H82L81 158H78ZM134 159V158H133ZM138 159V158H137ZM56 160V159H55ZM62 160V159H61ZM115 160V159H114ZM121 160V159H120ZM126 160V159H125ZM135 160V159H134ZM202 160V159H201ZM78 161V160H77ZM124 161V160H123ZM122 161V162H123ZM133 161V160H132ZM139 161V160H138ZM206 161V162H207ZM55 162V161H54ZM54 162H52V163H54ZM80 162H82V161H80ZM75 163V162H74ZM77 163V162H76ZM78 163H79V161H78ZM103 163V162H102ZM117 163H119V161L117 162ZM121 163V162H120ZM126 163V162H125ZM134 164H135V166H136V161L135 162H133ZM132 163V166L134 165ZM56 164H58L57 163V161H56ZM56 164H55V166H54V170H55V172L58 170L57 169V167H56ZM112 165L114 164V162L112 161V163H111ZM124 164V163H123ZM127 164V163H126ZM126 164H125V166H126ZM208 164V163H207ZM53 165V164H52ZM76 165H78V164H76ZM79 165H80V163H79ZM82 165H84V163L83 164H81L80 166L82 167ZM106 165H108V167L106 166ZM121 165V164H120ZM119 165V166H120ZM128 165V164H127ZM57 166H59V165H57ZM117 166L118 165H116V168H117ZM118 166V167H119ZM130 166H131V164H130ZM131 166V167H132ZM208 166V165H207ZM207 166H206V168H207ZM53 167V166H52ZM85 167V166H84ZM113 167H115V166H113ZM112 167V168H113ZM122 167V166H121ZM123 167H124V165H123ZM127 167H129V166H127ZM60 168V167H59ZM80 168V167H79ZM97 168H98V166H97ZM132 168H134V167H132ZM131 168V169H132ZM139 168H141L140 166H139ZM78 169V168H77ZM76 169V170H77ZM84 169V168H83ZM83 169L81 170V171H83ZM109 169V168H108ZM121 169V168H120ZM129 169H130V167H129ZM129 169H127V172L129 171ZM135 169V168H134ZM133 169V171H135ZM110 170V169H109ZM119 170V169H118ZM122 170V169H121ZM81 171H78L79 173L81 172ZM99 171V170H98ZM112 171V170H111ZM110 171V172H111ZM120 171V170H119ZM125 171V170H124ZM54 172V173H55ZM61 172V171H60ZM109 172V173H110ZM123 172V171H122ZM126 172V171H125ZM131 172V171H130ZM58 173V176L57 177H59V178H61V176L59 175V172H57ZM57 173H56V175H57ZM76 173H77V171H76ZM83 173V172H82ZM81 173V174H82ZM87 173V172H86ZM85 173V174H86ZM89 173V172H88ZM115 173V172H114ZM120 173V172H119ZM133 173V172H132ZM137 173H138V171H137ZM60 174H62V173H60ZM100 174V173H99ZM118 174V173H117ZM123 174H124V172H123ZM124 174V175H125ZM131 174V173H130ZM136 174V173H135ZM135 174H133V176L135 175ZM143 174V173H142ZM142 174H140V176L142 175ZM120 175V174H119ZM132 175V174H131ZM78 176H79V174H78ZM88 177H90V175H87ZM106 176V175H105ZM133 176H132V178H133ZM139 176V175H138ZM63 177H65V176H63ZM62 177V178H63ZM99 177V176H98ZM101 177H102V175H101ZM116 177H118V176H116ZM120 177V176H119ZM124 177V176H123ZM127 177V176H126ZM144 177H145V175H144ZM59 178H57V179H59ZM61 178V179H62ZM109 178V177H108ZM111 178V177H110ZM128 178V177H127ZM127 178H126V180H127ZM134 178H138V177H134ZM140 178V177H139ZM139 178L137 179V183L139 182L138 180H139ZM162 178V177H161ZM202 178V177H201ZM84 179V178H83ZM103 179V178H102ZM142 179V178H141ZM147 179H148V175H147ZM146 179V180H147ZM66 180H68L69 181V179H68V177L67 178H64V181H66ZM82 180V179H81ZM112 180V179H111ZM117 180V179H116ZM202 180V179H201ZM58 181V180H57ZM68 181H66V182H68ZM100 181V180H99ZM145 181V180H144ZM102 182V181H101ZM104 182V181H103ZM135 182H136V180H135ZM140 182H143V181H140ZM139 182V183H140ZM144 183V182H143ZM142 183V184H143ZM147 183H148V181H147ZM154 183V182H153ZM131 184V183H130ZM148 184H150V183H148ZM103 185V184H102ZM116 185H117V183H116ZM246 185V186H245ZM104 186V185H103ZM109 186V185H108ZM142 186V185H141ZM150 186V185H149ZM153 187H154V185H152ZM247 186H249V187H247ZM144 187V186H143ZM260 187H261V185H260ZM104 188V187H103ZM122 188V187H121ZM148 188V187H147ZM263 188V187H262ZM117 189V188H116ZM120 189V188H119ZM102 190V189H101ZM161 190V189H160ZM171 190V189H170ZM254 190H257L258 191V189H254ZM253 190V191H254ZM262 190V189H261ZM260 190V191H261ZM154 191H156V190H154ZM158 191V190H157ZM156 191V192H157ZM174 191V190H173ZM263 192H264V190H262ZM164 192V191H163ZM168 192V191H167ZM116 193V194H117ZM158 193V192H157ZM160 193V192H159ZM158 193V194H159ZM169 193V192H168ZM167 193V194H168ZM174 193V192H173ZM253 193V192H252ZM262 193V192H261ZM260 193V194H261ZM106 194V195H107ZM157 194V197L159 196ZM161 194V193H160ZM164 194H166L165 192H164ZM166 194V195H167ZM175 194V193H174ZM139 195V194H138ZM163 195V194H162ZM165 195V196H166ZM170 195V194H169ZM173 195V194H172ZM263 196H264V193L262 194ZM153 196V195H152ZM175 196H177L176 194H175ZM194 196V195H193ZM252 196V197H251ZM102 197V198H103ZM156 197V196H155ZM154 197V201H155V198ZM160 197V196H159ZM170 199H172V196L170 195ZM191 197V196H190ZM152 198V197H151ZM161 198H162V200L165 198V197H163V196H161ZM166 198H168V196L166 197ZM176 198V197H175ZM251 198V199H250ZM105 199H107V200H105ZM169 199V198H168ZM189 199V198H188ZM248 200H251V203L250 204H248ZM104 201V202H103ZM172 201H174V200H172ZM178 202V201H177ZM97 203V202H96ZM99 203V202H98ZM173 205V206H175V207H177V210H178V212H175V211H172V209L173 208H171L172 206L171 205ZM183 204H184V202H183ZM191 204V203H190ZM97 205V204H96ZM99 205V204H98ZM119 205H121V206H119ZM249 205V206H248ZM133 206V205H132ZM139 206V205H138ZM119 208V209H120ZM139 208V207H138ZM102 209V208H101ZM100 209V210H101ZM122 209V208H121ZM145 210V209H144ZM174 210H176V208L174 209ZM176 210V211H177ZM114 211H116L117 213H115ZM124 211V210H123ZM121 212V211H120ZM140 212V213H139ZM119 213V214H118ZM122 213V212H121ZM124 213H128V212H124ZM143 214V215H142ZM132 215H130V216H132ZM145 215V216H144ZM130 219V218H129ZM120 227V226H119ZM93 241V240H92ZM116 245H118L119 247H121L122 249H117L118 250V252L120 251V253H121V256H118V255H120V254H118V255H115V248L116 247H118V246H116ZM117 253V252H116ZM112 257H113V259H112ZM119 257V258H118Z\"/></svg>",
  "mask_w": 264,
  "mask_h": 264
}]
</instances>
